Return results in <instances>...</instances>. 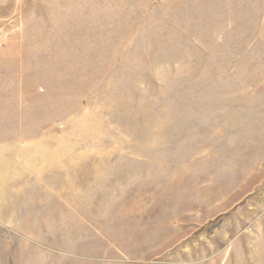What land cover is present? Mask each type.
I'll return each mask as SVG.
<instances>
[{
    "label": "rangeland",
    "instance_id": "1",
    "mask_svg": "<svg viewBox=\"0 0 264 264\" xmlns=\"http://www.w3.org/2000/svg\"><path fill=\"white\" fill-rule=\"evenodd\" d=\"M0 264H264V0H0Z\"/></svg>",
    "mask_w": 264,
    "mask_h": 264
}]
</instances>
